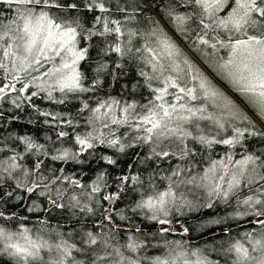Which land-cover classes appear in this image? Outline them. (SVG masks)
<instances>
[{"label": "trees", "instance_id": "1", "mask_svg": "<svg viewBox=\"0 0 264 264\" xmlns=\"http://www.w3.org/2000/svg\"><path fill=\"white\" fill-rule=\"evenodd\" d=\"M174 1L185 10L181 0H133L128 9L103 0H0V92L7 90L0 95V227H44L42 238L59 252L43 250L41 264H69L80 249L98 256L101 240L126 256V245L144 250L138 264H170L174 246L202 264H264V166L257 178L236 172L246 158L264 162V130L254 124L251 133L234 127L218 136L213 125H201L175 140L152 126L164 111L186 105V91L157 69L136 21L155 20L153 12ZM28 9L76 31L86 47L77 86L36 83L45 61L28 78L14 77L6 36ZM257 22L261 38L264 19ZM123 25L130 41L117 32ZM157 206L166 216L153 215ZM0 264L14 263L0 256Z\"/></svg>", "mask_w": 264, "mask_h": 264}, {"label": "rangeland", "instance_id": "2", "mask_svg": "<svg viewBox=\"0 0 264 264\" xmlns=\"http://www.w3.org/2000/svg\"><path fill=\"white\" fill-rule=\"evenodd\" d=\"M174 2L157 10L155 20L142 15L136 21L135 32L152 49L157 69L186 91V105L164 111L165 118L153 122L152 126L161 129L156 134L164 131L172 139H186L196 134L201 125H213L218 136L234 131V127L251 133L254 124L264 130V35L261 38L254 35L260 29L257 21L264 19V0H181L179 6L185 10L177 9V1ZM103 5L128 9L133 0H103ZM122 31L130 41L133 35L130 28L126 25L117 28L119 34ZM8 35L6 38L12 43L9 62L15 78H28L30 67L45 61L49 64L47 70L43 77H34L36 83H55L58 90L76 83L86 47L77 40L74 29L61 28L43 10L28 9L18 17ZM260 152L262 156L261 147ZM257 163L252 157L246 158L239 162L236 172L257 178L264 162ZM122 186V182L118 183V188ZM260 193L264 197V187ZM112 198L104 195L107 202ZM256 201L248 200L251 206ZM153 210V215L167 214L166 207L157 206ZM43 235L44 227L24 228L21 233L0 227V256L14 264L34 260L41 264L38 261L43 250L49 254L59 252L54 244H46ZM97 247L100 255L91 257L80 249L79 256L69 264H138V253L144 251L133 244L126 245L131 253L126 256L118 245L109 250L103 240ZM147 247L148 251L156 250L152 242ZM254 249L260 252L262 244L256 243ZM173 251L175 255L168 252L170 264H176L175 259L183 262V255L185 264H202L192 255L187 257L178 246Z\"/></svg>", "mask_w": 264, "mask_h": 264}, {"label": "flooded vegetation", "instance_id": "3", "mask_svg": "<svg viewBox=\"0 0 264 264\" xmlns=\"http://www.w3.org/2000/svg\"><path fill=\"white\" fill-rule=\"evenodd\" d=\"M57 134L59 135V136H61V137H65V133H64V131L63 130H59L58 132H57ZM33 172H35L37 169H39V164L38 163H33ZM33 188V187H32ZM122 188H124V186H122ZM27 191H30V189H28ZM113 199L114 198H112L109 202L110 203H112L113 202ZM105 201L107 202L108 201V199H105ZM108 202V203H109Z\"/></svg>", "mask_w": 264, "mask_h": 264}, {"label": "water", "instance_id": "4", "mask_svg": "<svg viewBox=\"0 0 264 264\" xmlns=\"http://www.w3.org/2000/svg\"><path fill=\"white\" fill-rule=\"evenodd\" d=\"M5 92H7V90H5L4 92H0V95H3ZM104 219L110 221V220L107 218V213H105V215H104Z\"/></svg>", "mask_w": 264, "mask_h": 264}, {"label": "bare ground", "instance_id": "5", "mask_svg": "<svg viewBox=\"0 0 264 264\" xmlns=\"http://www.w3.org/2000/svg\"><path fill=\"white\" fill-rule=\"evenodd\" d=\"M153 14H155V12H153Z\"/></svg>", "mask_w": 264, "mask_h": 264}]
</instances>
